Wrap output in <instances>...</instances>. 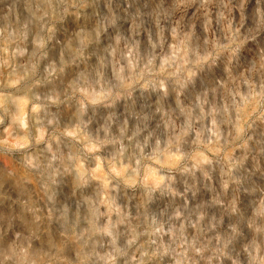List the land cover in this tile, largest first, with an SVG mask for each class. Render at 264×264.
Listing matches in <instances>:
<instances>
[{
	"label": "clouds",
	"instance_id": "clouds-1",
	"mask_svg": "<svg viewBox=\"0 0 264 264\" xmlns=\"http://www.w3.org/2000/svg\"><path fill=\"white\" fill-rule=\"evenodd\" d=\"M0 264H264V0H0Z\"/></svg>",
	"mask_w": 264,
	"mask_h": 264
}]
</instances>
